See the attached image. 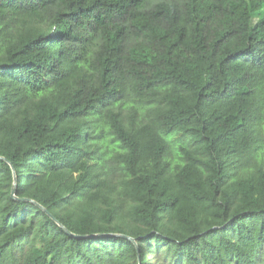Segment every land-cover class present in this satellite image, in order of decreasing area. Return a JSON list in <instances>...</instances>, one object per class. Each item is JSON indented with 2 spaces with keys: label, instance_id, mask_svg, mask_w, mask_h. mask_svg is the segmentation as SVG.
I'll return each mask as SVG.
<instances>
[{
  "label": "trees",
  "instance_id": "trees-1",
  "mask_svg": "<svg viewBox=\"0 0 264 264\" xmlns=\"http://www.w3.org/2000/svg\"><path fill=\"white\" fill-rule=\"evenodd\" d=\"M139 260L264 264V0H0V264Z\"/></svg>",
  "mask_w": 264,
  "mask_h": 264
},
{
  "label": "rangeland",
  "instance_id": "rangeland-1",
  "mask_svg": "<svg viewBox=\"0 0 264 264\" xmlns=\"http://www.w3.org/2000/svg\"><path fill=\"white\" fill-rule=\"evenodd\" d=\"M153 109L154 106H147L146 104L139 103L138 101H131L127 106L123 107V116L128 123L130 121H134L136 124H138L139 120H149ZM171 140V161L175 164L184 161V157L180 155L177 150V145L182 143V141H180L179 137H172Z\"/></svg>",
  "mask_w": 264,
  "mask_h": 264
},
{
  "label": "water",
  "instance_id": "water-1",
  "mask_svg": "<svg viewBox=\"0 0 264 264\" xmlns=\"http://www.w3.org/2000/svg\"><path fill=\"white\" fill-rule=\"evenodd\" d=\"M11 166V165H10ZM12 168V171H13V174H14V169L13 167L11 166ZM11 196L12 198H16L15 197V182H14V188L12 189V193H11ZM37 206H39L46 214H48L68 235L72 236V237H75V238H81V236H78V235H74L72 234L71 232H69L62 224H60L46 209H44L42 206H40L39 204H37ZM116 237H123V238H126L128 240H130L134 245L135 247L138 248V244L136 242L135 239L131 238V237H128V236H124V235H115ZM139 264L140 263V260H139Z\"/></svg>",
  "mask_w": 264,
  "mask_h": 264
}]
</instances>
